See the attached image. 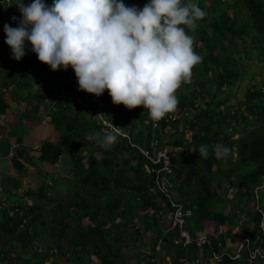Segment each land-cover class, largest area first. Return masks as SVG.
Masks as SVG:
<instances>
[{"label": "trees", "instance_id": "trees-1", "mask_svg": "<svg viewBox=\"0 0 264 264\" xmlns=\"http://www.w3.org/2000/svg\"><path fill=\"white\" fill-rule=\"evenodd\" d=\"M17 2L18 0H11L8 9L13 11L10 12L4 9V0H0V57H8L15 63L16 70H8L17 76L16 81L13 80L16 83L13 97L32 105L35 103L33 100L41 98L39 76L35 71L44 64L31 51L30 44L26 47L29 54L26 53L22 60L16 61L11 58V49L4 43V24L15 28L21 19ZM23 2L27 5L32 0ZM43 2L51 5L53 0ZM123 2L129 7L142 8L149 0ZM184 2L185 0H181V3ZM192 2L207 13L205 18L197 20L195 31L186 32L193 38V51L202 57L193 67L192 73L198 70L201 76L185 81L186 93H175L178 100L175 111L181 113V116L171 123L162 120L159 132L156 133L162 144L177 149L171 153L174 186L168 198L158 192L156 176L151 170L152 163L149 159L135 152L122 137H118L109 150L98 146L94 133H105L103 127L91 118L85 105H77L68 98L60 99L48 114L49 123L60 134V141L44 139L36 157L41 162L54 165L52 171L59 172L55 165L62 153L68 152L72 169L67 181L61 180L62 174H59L53 179H44L42 183L60 187L65 183L67 188H62L69 191L72 189V192L55 199L46 196L44 184H40L35 190L25 189L26 196L45 198L52 204L51 221L56 228L51 234L50 246H54L50 249V258L48 252H41L44 235L39 228L48 224L43 206L39 200L35 204L21 201L25 196L13 204L7 201L0 206V237L7 235L10 239L0 246L1 261L9 260L10 244L15 249H21L13 252L22 261L24 257L27 264L32 258L36 264H58V259L71 264H91L94 258L98 260L96 264H129L125 250L128 245L136 243V249L140 250L141 244L147 243L150 246L139 251L137 261L145 258L148 264H167L162 256H168L172 264H183V257L192 259L189 264H212L210 256L221 247L219 242L224 246L232 239L236 223L227 212L210 207L213 199L218 196L213 186L217 176L236 177L237 196L244 199L245 204L253 200L251 214L245 215V221L241 222L243 227L244 223H251L253 229L250 233H255L260 223H264V131L240 140L227 132V127L233 123L232 127L235 128L236 123H244L255 113L263 114L264 78L259 83H251L244 97L236 98V101L227 102V99L219 96L220 93L229 91L241 75L238 65L241 57L237 55L244 41L247 46H251L249 50H257L264 57V0ZM238 3L246 9L247 18L238 16ZM230 8L232 15L229 14ZM13 17L16 19L13 20ZM180 27L190 28L188 25ZM197 41L201 44L198 45ZM238 43L241 45L239 49ZM1 68L0 74L4 73L5 77L10 75ZM27 68L31 70L28 75L24 73ZM56 72L60 74L64 70ZM8 84L10 83L2 86ZM31 88L35 91L34 95L25 96L24 92H31ZM81 96L85 98L87 106L94 107V94L81 91ZM101 96L107 105L109 119L126 125L133 141L146 145L152 137L148 110H144L143 106L128 110L124 105H114L107 90ZM195 102L198 103L197 106H194ZM225 104V107L220 108V105ZM8 105L0 91V115ZM28 114L29 111L26 110L24 117ZM201 119L205 121L201 122ZM187 130L189 135L185 138ZM21 141L22 137L18 139L19 143ZM217 142L231 149L227 160L217 159L211 153L212 145ZM202 144L209 146L210 154L206 159L199 157V147ZM23 151L18 150L10 158L15 170H22L29 162L30 155ZM234 156L236 158L233 160ZM225 163L230 166L226 167ZM35 169L36 172L43 171L41 168ZM10 192L11 189L8 195ZM169 198L182 203L188 212L183 228L192 236L204 232L209 244H203L202 248L195 244L185 248L173 243L172 240L179 235L180 229L170 225L168 214L173 207ZM144 234H147V239L142 241ZM13 240L16 245L11 244ZM28 247L32 253L24 255L27 253L25 248ZM196 257L200 259L198 263H195ZM248 262L247 255L242 254L235 260L224 256L216 264H249Z\"/></svg>", "mask_w": 264, "mask_h": 264}, {"label": "clouds", "instance_id": "clouds-1", "mask_svg": "<svg viewBox=\"0 0 264 264\" xmlns=\"http://www.w3.org/2000/svg\"><path fill=\"white\" fill-rule=\"evenodd\" d=\"M16 7L21 13L18 26H3L12 59L22 60L30 44L37 59L53 72L71 67L79 91L100 97L107 90L114 105L128 110L143 106L156 121L176 109V90L202 60L186 32L195 31L197 20L207 13L192 0H149L142 8L129 7L123 0H53L51 5L43 0L27 5L18 0ZM94 138L106 150L118 139L111 132L94 133ZM230 152L220 142L211 148L220 160H227ZM209 154V146L200 145V159ZM0 201L9 200L0 193ZM181 261L189 264L192 259ZM166 263L172 264L169 257Z\"/></svg>", "mask_w": 264, "mask_h": 264}, {"label": "rangeland", "instance_id": "rangeland-1", "mask_svg": "<svg viewBox=\"0 0 264 264\" xmlns=\"http://www.w3.org/2000/svg\"><path fill=\"white\" fill-rule=\"evenodd\" d=\"M237 13L238 16L240 18H247L248 15L246 13V9L240 4H237ZM229 14L232 15V9H229ZM198 45L201 44V42L197 41ZM240 43L237 44V49L240 48ZM251 46H247V42L244 41V43L241 46L239 55H237V57H241L240 58V62H238V65L240 66V70H241V75L239 77V79L236 81V83L233 85L232 88H230V90L223 92L219 94L220 97H224L227 102H233L234 100L236 101L239 98H243L244 94L246 93V91L249 89V87L251 86V83L255 82V83H259V81H261L264 78V57L262 55H260V53L257 50H249ZM2 67V68H1ZM0 68L2 69L3 72H7L10 73L9 76L5 77L3 76L4 73L0 74V91L2 89V85L4 83H11L13 82V80L17 79V76L15 75L14 72H9V68L16 70L15 67V63L12 62V60H10V58L6 57V58H2L0 57ZM30 71L29 68H27L26 70V74H28ZM65 73V72H64ZM64 73H61V75H63ZM201 76L200 72L198 70H194V72L192 73L191 78L189 79L190 81L194 80L196 77ZM3 79H7L6 81H2ZM42 79H46V78H42ZM186 84V82H182L180 87L176 90L177 92H182V93H186L187 92V88L184 87ZM212 88V87H210ZM233 93H232V92ZM262 91H264V86H262ZM4 95H6L4 92H2ZM233 94V95H232ZM237 95V96H235ZM12 95H10L11 97ZM6 97L10 100L13 101L10 97H8V95H6ZM218 96H216L217 98ZM237 98V99H236ZM41 101H43L41 99ZM40 101V102H41ZM35 103H33L31 106L33 107V111L31 113V115H33V118L35 119V116H38V114L41 111V107L42 106H38V103H36V101H33ZM226 103V102H225ZM42 104V102H41ZM227 104V103H226ZM225 105H220V108H222L223 106L225 107ZM14 106V104H13ZM20 106V105H19ZM16 106V107H19ZM25 108L27 109V103H25ZM107 111V109H106ZM15 114L18 116L20 113L18 111H15ZM244 114H246V112L244 111ZM1 117V115H0ZM5 121H7V119H4ZM26 121V119H25ZM201 122L205 121L204 119L200 120ZM9 122H12V124L15 123V121L12 119H9ZM135 123H138L137 120H134ZM47 124V125H46ZM234 124V123H233ZM232 124V125H233ZM6 127L9 129V131L5 134V132H2L1 134L6 135L5 138L0 139V149L2 146V142H3V146H7L8 145V141L10 139V142L13 141V137L17 138L19 136H22V138H24V140H26L27 138L30 139L31 137V127L27 126L26 124H20L17 123L13 126H8L7 122H6ZM229 126L227 127V132L229 134H234L235 137H237V140H240L241 138H246L248 135H255V134H259L262 133L264 131V112L262 115H258V113H255L252 117H248L247 120L243 123V122H238L235 124V128ZM44 127H47L48 131L45 132L43 138L47 139H57L58 138V134L53 131L54 129L52 128L50 123H43ZM181 127V126H180ZM129 129V128H128ZM51 131H53V133L51 134ZM185 138H187L188 134V130L185 131ZM51 134V135H50ZM25 136V137H24ZM183 136V137H184ZM41 140H44V139ZM168 149H172V153H174L177 149L173 148L171 145H167ZM8 155L7 157L10 156V154H6ZM26 155H30V159L28 158L29 162L27 163V169H34V168H41V172H33V174L30 175H26L27 170H15V169H11L10 170V174H8L7 172H3L4 176H6L9 179V183L8 186L11 188V194L9 195L10 199H14L15 201L17 199H20V197H25V190L23 189V185L24 188H26V184L22 179H25V177L27 179H29L28 181V185L29 187L27 188H33V190H35L40 184H44L45 185V190H47L46 192V196L58 199L59 197L62 198V196H65L66 194H70L72 192V189L69 191L68 189H63V188H67V186L64 184H62V187L58 186V185H48L45 183H42L43 181H45L44 179H53V177L56 176H60L59 174H62L61 180H63L64 182L67 181L68 177L71 174V161L70 158L68 156V152H63L62 155L59 158V161L56 163V167L57 170L59 172H54L52 171V168L54 167V165H51L47 162H41L37 159L36 157V153H26ZM236 157L234 156L233 160ZM9 159H0V167H3L4 169L7 168V166H12V163L8 161ZM232 163V162H231ZM226 167H229L230 164L225 163ZM48 171V172H45ZM23 174V175H22ZM237 178L234 176H231L229 178H223V176H217L215 178V181L213 182V186L216 189L218 196L216 199H213L211 206L214 209H220L223 212H227L228 215H230L234 221L238 222L241 221L242 215H249L251 214L252 210H253V200H249L247 201V203L245 204V200L241 199L239 196H237V188L235 186ZM20 184L19 189L16 188L18 186V183ZM23 182V183H22ZM21 192H20V191ZM24 190V192H22ZM19 191V192H17ZM21 200V199H20ZM36 200H39L43 206V213L46 215V221L48 222L47 225L45 226H40L39 231L41 233H43V238L41 240V243L43 244V248L41 249V252H48V256L50 255V249L54 246V244L52 246H50L51 243V234L52 232H54L56 226L55 224L52 223V217L53 214L51 212V208H52V204L45 198L42 199H38V197H33V195H27L25 197V199L21 200L26 202L27 204H35ZM241 218V219H240ZM84 222L86 223V219H84ZM248 226L250 225V223H246ZM235 225L237 227H239V225L237 223H235ZM226 227V226H225ZM218 227L216 226L215 229H217ZM227 228V227H226ZM234 229V228H233ZM54 234V233H53ZM55 235V234H54ZM227 239L229 240V236L226 235ZM237 237V236H236ZM4 238V242L8 243L9 242V237L7 235L3 236ZM147 239V234H144V236L142 237V241H145ZM12 245H16V241L13 240V242L11 243ZM0 246L1 242H0ZM150 244L147 243H143L141 244V249H136V243H134V245H128V248H126L125 250L127 251L128 254V262L129 264H148L147 260L144 258L141 261H137L138 258V253L141 250H145L146 247H149ZM10 247V245H9ZM6 248V247H5ZM26 252L24 255H31L32 251L31 249L25 248ZM54 249V248H53ZM21 250V249H16V251ZM124 250V251H125ZM20 253L22 254V252L20 251ZM23 255V256H24ZM52 256V255H51ZM17 257V256H16ZM50 257V256H49ZM164 261H168V257L167 256H162ZM23 258V261H21L20 258L17 257L18 259V264H27V262L24 260L25 258ZM37 260V258L35 259ZM4 260L0 261V264H3ZM58 264H71L69 262H62L60 259L57 260ZM98 263V260L94 258V261L91 264H96ZM10 264V263H9ZM29 264H36L34 262V259L32 258V260L29 262ZM45 264H47V262H45ZM155 264V263H154ZM169 264V263H168Z\"/></svg>", "mask_w": 264, "mask_h": 264}, {"label": "built area", "instance_id": "built-area-1", "mask_svg": "<svg viewBox=\"0 0 264 264\" xmlns=\"http://www.w3.org/2000/svg\"><path fill=\"white\" fill-rule=\"evenodd\" d=\"M11 0H4L5 7L4 9H8ZM13 11L11 8L8 9ZM19 11V10H18ZM66 83L67 88L69 87L68 94L78 102L79 104L85 103V98L81 96V91H79V85L77 83V78L71 67L68 68L66 74ZM96 103L94 107L88 106V110L90 111L91 118L99 125L103 127L104 132H111L117 138L122 137L125 138L128 144L134 149L135 152L143 154L144 157L149 159L152 163V171L155 173V182L158 192L168 195L171 189L174 186V174L172 167V155L171 150L168 149V146L162 144L160 139L158 138V132L160 129V122L165 120L168 123L175 122V120L179 119L181 116L175 110L165 115V117L161 120H153L149 115V121L151 127V139L145 144H140L133 141L131 133L128 127L122 123L115 122L110 120L107 115V105L103 101L102 96H95ZM198 103L195 102L194 106H197ZM189 111V110H188ZM186 111V115L188 114ZM182 115H184L182 113ZM116 127H114V126ZM167 132V131H166ZM157 133V134H156ZM169 203L173 210H171L168 214V219L170 220L171 227L177 226L180 229L179 235L173 239L174 244H181L184 247L195 244L198 247L202 248V245L210 241L207 238V235L203 232L196 236H192L187 230L183 228V225L187 219L188 212L184 209L182 203L175 201L169 198ZM3 201H0V206L3 205ZM219 250L214 251L211 259L215 261H220L224 256L229 257L230 259L239 258L242 254H246L250 260H264V223L261 222L259 228L255 233L244 235L242 234L237 240H234V244H232V250L228 247L229 245L222 246L221 243H218ZM200 259L197 258L196 262Z\"/></svg>", "mask_w": 264, "mask_h": 264}, {"label": "crops", "instance_id": "crops-1", "mask_svg": "<svg viewBox=\"0 0 264 264\" xmlns=\"http://www.w3.org/2000/svg\"><path fill=\"white\" fill-rule=\"evenodd\" d=\"M26 53L29 54L28 51ZM40 65H42V64H40ZM26 70L24 71L25 74H26ZM35 72L39 76V88L41 90V92H40L41 98H39V100H33V101H36V103H38V104H40V106H42L40 113L38 114V116H35V119L33 118V115H31V113H32L31 109L34 106L27 104V109H26L25 108V102L19 101L17 98L13 97V91L15 90L14 88L16 85V83L14 81H13V83L8 84L7 86H3L1 89V92H4L6 95H8V97H10V95H12L10 98L13 101H10L6 97V95H4L2 93L3 98L5 99V101H7L9 103V105H8V108H6L5 112L3 114H1V117H0V139L5 138V136H6V135L1 134L2 132H5V134H6L9 131V129L5 125L6 122H7L8 126H13L17 123H20L22 125L26 124L27 126L31 127V130H32L31 131V137L32 138H30V139L27 138L26 140H24V138H22V141L20 143L18 142V139L22 136H19L17 138L13 137V139H12L13 141H11V142H10V139H11L10 138L8 141V145L5 147L3 146V142H2V146L0 149V157H1L0 159H6V158H8L5 156L6 154L18 153V150H22V151L24 150L23 151L24 153H36V156H37L39 153L38 149L40 147V144L43 141L41 139L43 138L45 132L48 131V133H49V130H47V127L43 126V123H49L50 117L48 114L51 110H53L55 108L56 102L59 101L60 99L68 98V99H71L75 104L81 105L78 102H76L75 100H73V98L67 93L69 90V87L67 88V83H66L67 71H64L65 74L61 75V73L59 74L56 71L53 72L48 65L44 64V66L41 68L37 67V70ZM29 73H31V70L29 71ZM28 74H26V75H28ZM42 78H46V79H42ZM34 92L35 91L32 90V88H31V92H24V94H25V96H27L29 94H31L33 96ZM41 99L43 101H41ZM40 101L42 102V104ZM13 104H14V106H13ZM82 105H85L86 109L88 110V106L85 103ZM16 106H19V107H16ZM26 110L29 111V114H28V116L24 117V113ZM15 111H18L20 114L17 116L15 114ZM4 119H7V121H5ZM9 119L10 120L13 119L15 121V123L12 124V122H9ZM25 119H26V121H25ZM51 126L53 128L52 124H51ZM53 131H55L58 134V138L57 139L47 138V139H49L51 141L59 142L60 141V134L55 129ZM53 131H51V134L53 133ZM169 132H172V130H169ZM45 138H43V139H45ZM10 158L11 157L8 158L9 163L11 162ZM26 166H27V164H26ZM26 166H25V168L22 169V170H27L25 176L33 174V172H36L35 168L30 170V169H27ZM11 169H14L11 165L7 166V168H5V169L3 167H0V193L3 197L7 198L9 201L14 202L15 200L10 199L9 195H8V193L11 189L8 186L9 179L6 176H4V174H3V172H7L8 174H10ZM21 180H23L25 182L26 188H27L29 186L28 185L29 179H27L26 177H25V179H23V177H22ZM20 184L21 183L19 182L18 186L16 188H19ZM23 187H24V185H23ZM241 217H242V219L240 218L241 221L236 222L239 225V227H237L235 225V227L233 229V233H232V239L229 240L230 242L228 241V243H227L229 246H232V244H234V239L236 238L237 235H239L240 233H248L249 234L250 230L253 229V225L251 223L249 226L246 223H244L245 226L243 227V224H241V222L245 221L244 220L245 216L241 214ZM245 227H246V230H245ZM0 242H1V245L6 244L4 242L3 236L0 237ZM229 248H232V247H229ZM13 251H16V249L10 245V252H9L10 257H8L9 260H7V261L4 260L3 264H9V263L10 264H18V259L15 256ZM48 258H50V257H48ZM259 264H264V263H259Z\"/></svg>", "mask_w": 264, "mask_h": 264}]
</instances>
